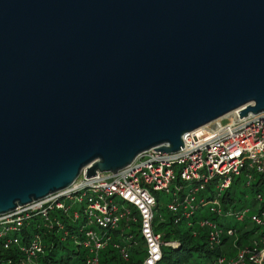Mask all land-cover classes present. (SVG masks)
<instances>
[{
	"label": "water",
	"instance_id": "95a60500",
	"mask_svg": "<svg viewBox=\"0 0 264 264\" xmlns=\"http://www.w3.org/2000/svg\"><path fill=\"white\" fill-rule=\"evenodd\" d=\"M233 110L264 111V0H0V214Z\"/></svg>",
	"mask_w": 264,
	"mask_h": 264
},
{
	"label": "built area",
	"instance_id": "2783aa9c",
	"mask_svg": "<svg viewBox=\"0 0 264 264\" xmlns=\"http://www.w3.org/2000/svg\"><path fill=\"white\" fill-rule=\"evenodd\" d=\"M238 111L187 132L190 143L175 152L150 148L115 172L96 171L90 177H86V168H83L75 183L64 191L0 214V246H18L27 261L43 254L42 240L47 230L54 229L55 225L57 232L62 233L61 239L69 235L56 215H52L60 211L69 214L74 223L84 221L77 226V236L69 235L86 252L82 264H99L101 250L114 238L118 241L113 242V247L119 250L122 259H128V245L121 242L136 244L132 228L138 230L144 244L141 264H156L162 258V245L167 242H162L161 234L155 233L153 228L151 209L155 200L151 193L161 191L174 197L167 207L177 216L176 220L190 216L199 205L207 209L199 224L207 228L210 248L221 243L222 235L236 234L235 228L219 225L210 214L230 216L237 221L247 217L256 225L255 232L259 228L262 232L252 243L238 248L234 256L220 255L218 261L221 264H247L248 261L264 264V210L249 214V207L225 209L221 198V191L230 186L232 179L242 177L241 184L248 188L254 173L264 172V111L242 117ZM255 197L257 201L262 200L259 193ZM112 206L121 208L111 209ZM135 210L141 213L129 218V213ZM33 218L39 220L38 230L22 242L20 230ZM6 232L9 234L4 236Z\"/></svg>",
	"mask_w": 264,
	"mask_h": 264
},
{
	"label": "trees",
	"instance_id": "16d2710c",
	"mask_svg": "<svg viewBox=\"0 0 264 264\" xmlns=\"http://www.w3.org/2000/svg\"><path fill=\"white\" fill-rule=\"evenodd\" d=\"M241 181V177L236 179L221 197L224 208L229 206L239 208L249 207L252 209L251 213L257 210H264V172L254 173V180L252 184L243 191V194L248 198L247 200L238 206L235 199L232 196V190ZM246 193H250L252 198H249ZM262 195V200L257 201L256 195ZM171 197L168 196V200ZM160 200L167 202L163 196H160ZM257 202L258 208L253 207ZM158 211H160V206ZM164 208V207H163ZM166 211V217L159 223H156V217L154 218L153 226L155 231L161 234L162 242L167 244L162 245V258L156 264H199L201 261L210 262L211 264H217L216 259L220 255H226L231 257L235 255L238 248L249 243L248 236L251 232H255L257 227L250 231H242L248 224L247 217H244L241 221H237L230 216H216L210 214L209 217L218 222L219 225L225 228H235V236L222 235L221 243L213 248H210L207 242V231L205 228H200L197 225L186 226L184 223L175 224L173 222V216L169 211ZM249 212V214H251ZM58 221H61L64 230L68 231V234L78 235V227L74 221H70L63 215H59ZM161 217V216H160ZM199 217V216H198ZM239 222L242 224L239 226ZM38 221H31L30 224L23 227L20 231L23 232V237H31V235L37 231L35 224ZM196 231V232H194ZM132 232L136 233L134 229ZM68 236L65 239H61L62 233L57 232L56 228L47 230L43 236V241L46 245L44 254L40 257L38 264H82L85 259V250L79 244L75 243L72 238ZM135 245H131L129 248V259L124 260L119 254V250L113 247V242H117V238H114L112 243L108 244L99 255V264H140L144 256V244L140 237L135 235ZM18 248L12 246L8 249L0 247V264H21L19 262Z\"/></svg>",
	"mask_w": 264,
	"mask_h": 264
},
{
	"label": "rangeland",
	"instance_id": "374dc122",
	"mask_svg": "<svg viewBox=\"0 0 264 264\" xmlns=\"http://www.w3.org/2000/svg\"><path fill=\"white\" fill-rule=\"evenodd\" d=\"M233 111H235V110H233ZM232 111V112H233ZM230 113V112H229ZM249 113H251V112H249ZM228 114V113H227ZM226 114V115H227ZM226 115H224V116H222V117H219V118H217V119H215V120H218V119H221V118H224ZM214 120V121H215ZM213 122V121H212ZM211 123V122H210ZM209 124V123H208ZM238 178H240V177H236V178H234V179H232V182H231V184L236 180V179H238ZM242 177H241V181H242ZM242 182H240L239 184H237L236 186H235V188H233V189H231L232 190V196H233V198L235 199V201H236V204L238 205V206H241V204L245 201V199L247 200L248 198L243 194V191L246 189L244 186H243V184H241ZM231 184H230V186H231ZM230 186L227 188V189H229L230 188ZM227 189H225V190H222L221 191V197L224 195V193H225V191L227 190ZM205 193V192H204ZM247 195H248V197L249 198H252V195L250 194V193H246ZM160 196H163L164 198H165V200H168V196L167 195H165V194H162V193H160ZM40 200V199H39ZM37 201V200H36ZM199 202V200L198 199H196V201H194V203L195 204H197ZM164 204V203H163ZM258 204H259V202H257L255 205H253V207H255L256 206V208H258L259 206H258ZM161 207H160V211L158 212L159 214H160V216H157V214L158 213H156V223H159L160 221H162L163 219H164V217H166V211H164V208L166 207L165 205H160ZM164 207V208H163ZM170 211V210H169ZM206 212H207V209H205L204 207H202L201 205H199V206H197L196 208H195V210H194V212L190 215V216H188V217H180L178 220H176V224H182V223H184L186 226H193V225H197L198 227H200V228H205L206 229V231H207V228L206 227H204V226H201L199 223H200V221H201V219H203L205 216H206ZM252 212V209H250V213ZM169 213H171V215L173 216V218L174 217H177L175 214H173V212L172 211H170ZM58 214L59 215H63V216H65L67 219H69L70 220V215L69 214H65V213H63V212H58V211H56V212H52V215H56V217L57 218H59L60 216H58ZM199 216V217H198ZM248 219V218H247ZM31 221H38V223H39V220L37 219V218H33V219H31L30 221H29V223L28 224H30V222ZM58 223H60L61 224V221H59ZM242 224V222H239V226ZM35 226H36V224H35ZM256 227V225L253 223V222H251L249 219H248V224L244 227V228H242V231H250L251 232V230L253 229V228H255ZM37 228V227H36ZM54 228H56V226L54 225ZM57 228H59V227H57ZM154 228H155V226H154ZM0 229H2V228H0ZM37 230H38V228H37ZM35 232H37V231H35ZM34 232V233H35ZM194 232H196V231H194ZM262 232V229H260L259 228V230L257 231V232H251L250 233V235L248 236V238H249V243H247L246 245H243V246H247V245H249L250 243H252V241H253V239L255 238V237H258L259 236V234ZM23 233V232H22ZM33 233V234H34ZM9 234V232H6L5 234H4V236H6V235H8ZM32 234V235H33ZM31 235V236H32ZM45 235V234H44ZM21 237H23V235L21 234ZM26 238H31V237H26ZM25 239H23V240H21L22 242L24 241ZM42 243H43V245H44V247L46 248V245H45V243H44V241L42 240ZM12 246H15V245H12ZM12 246H10V247H12ZM242 246V247H243ZM1 248H3L2 246H0ZM10 247H8V248H10ZM15 247H17L18 248V246H15ZM8 248H3V249H8ZM18 251H19V255H20V258H19V262H27L28 264H38V261H39V259H40V257L44 254H40V255H36V256H33V257H31L30 258V260L31 261H27V256H26V254L23 252V251H21V250H19V248L17 249ZM44 252H45V250H44ZM129 259V258H128ZM128 259H126V260H128ZM216 263L217 264H221V263H219V261H218V257H217V259H216ZM141 264V263H140ZM197 264H198V262H197ZM199 264H211L210 262H204V261H201V262H199ZM247 264H251L250 263V261H248L247 262Z\"/></svg>",
	"mask_w": 264,
	"mask_h": 264
},
{
	"label": "bare ground",
	"instance_id": "6f19581e",
	"mask_svg": "<svg viewBox=\"0 0 264 264\" xmlns=\"http://www.w3.org/2000/svg\"><path fill=\"white\" fill-rule=\"evenodd\" d=\"M232 112V111H231ZM197 129V128H196ZM148 150V149H147ZM142 153V152H141ZM140 154V153H139ZM138 154V155H139ZM134 160V159H133ZM132 160V161H133ZM125 167V166H124ZM123 168V167H122ZM121 169V168H120ZM98 171V170H97ZM76 181V180H75ZM75 181L69 186V187H71L74 183H75ZM69 187H67V188H69ZM66 188V189H67ZM65 190V189H64ZM63 190V191H64ZM160 193H161V191H157V192H155V193H151L152 194V196H153V198H154V200H155V204H154V206L152 207V209H151V215L152 216H154L153 217V221H154V218L156 217V213H158L159 211H158V208H159V204H161V205H165L166 207V209L169 211V209H168V207H169V205L173 202V200H174V197L173 196H170L171 198L167 201V202H164V201H161L160 200ZM164 203V204H163ZM168 206V207H167ZM113 208H121V207H116V206H112L111 207V209H113ZM170 212V211H169ZM139 213H141V211H138V210H135V212H130L129 213V215H128V217L130 218L132 215H134V214H136V216H137V214H139ZM157 215H159V213L157 214ZM121 218H127V217H121ZM121 222H123V223H125V220L124 219H122L121 220ZM173 222L176 224V217H174L173 218ZM76 223V225L77 226H79V225H81V224H83L84 223V221H81V222H75ZM209 229H211V227L209 226V225H206ZM135 227V226H134ZM153 228H154V226H153ZM136 230V233H134V232H132L133 230ZM131 232L134 234V239H135V235H137L138 236V230L136 229V228H132L131 229ZM155 233H157L156 231H155ZM157 234H159V233H157ZM141 239V238H140ZM133 242V241H132ZM136 242V241H135ZM137 243V242H136ZM121 244L122 245H128V251H129V248L131 247V245H135V244H133V243H124V242H121ZM234 256V255H233ZM247 258H249V256H246Z\"/></svg>",
	"mask_w": 264,
	"mask_h": 264
}]
</instances>
